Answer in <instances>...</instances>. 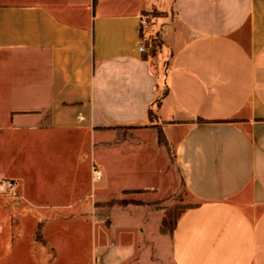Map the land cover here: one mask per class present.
I'll return each instance as SVG.
<instances>
[{
	"label": "crops",
	"instance_id": "0c3cea01",
	"mask_svg": "<svg viewBox=\"0 0 264 264\" xmlns=\"http://www.w3.org/2000/svg\"><path fill=\"white\" fill-rule=\"evenodd\" d=\"M158 126L195 200L167 239L107 204ZM0 181V264H264V0H0Z\"/></svg>",
	"mask_w": 264,
	"mask_h": 264
},
{
	"label": "rangeland",
	"instance_id": "374dc122",
	"mask_svg": "<svg viewBox=\"0 0 264 264\" xmlns=\"http://www.w3.org/2000/svg\"><path fill=\"white\" fill-rule=\"evenodd\" d=\"M158 51L155 56L158 54ZM156 65L155 63L153 64L155 74L160 76L161 71ZM163 68H165V62L162 65V70ZM159 89L161 93L165 90L163 86H160ZM151 122L153 123V121ZM123 133L125 139L133 136L128 129H124ZM150 137V139L156 137L157 140L153 141L152 139V146L150 149L151 156L146 163L145 169H143L145 172L141 176H139V174L136 175L134 182V184H147L149 188L123 191L127 197L112 199L114 203H111V205H122L129 202L141 203V201L138 200V198L141 197L151 200L153 207L160 210L162 214L160 232L164 235L163 237L167 239L178 216L187 207L193 205L195 200L189 195L179 177L174 162L173 150L167 143L161 128L159 126L154 127V129L151 130ZM111 191L114 190L112 189ZM158 242V240L153 238V248L163 247V245L160 246V242L159 244ZM164 261H166V263ZM164 261V264H168L166 259Z\"/></svg>",
	"mask_w": 264,
	"mask_h": 264
},
{
	"label": "trees",
	"instance_id": "16d2710c",
	"mask_svg": "<svg viewBox=\"0 0 264 264\" xmlns=\"http://www.w3.org/2000/svg\"><path fill=\"white\" fill-rule=\"evenodd\" d=\"M161 45H162L161 39L156 34H152L149 38V54L151 57H154L156 52L160 50ZM160 97H161V93H159L155 101V104L152 107H149V109L147 110V117L150 122L153 121V119L155 118L156 108L159 106ZM120 129L122 128L120 127L117 128V130H120ZM111 203H114V201L110 200L107 204L111 205Z\"/></svg>",
	"mask_w": 264,
	"mask_h": 264
},
{
	"label": "built area",
	"instance_id": "2783aa9c",
	"mask_svg": "<svg viewBox=\"0 0 264 264\" xmlns=\"http://www.w3.org/2000/svg\"><path fill=\"white\" fill-rule=\"evenodd\" d=\"M140 25H141L142 31H146V29L149 27V14L148 13H142L140 15ZM145 49L146 48H145L144 43H141L139 45V50L145 51ZM92 172H93V175L95 176V178L99 179L101 177V170L99 168L93 167ZM0 183H4V181H0ZM6 184L9 188H12V186H13V183L10 181L6 182Z\"/></svg>",
	"mask_w": 264,
	"mask_h": 264
}]
</instances>
